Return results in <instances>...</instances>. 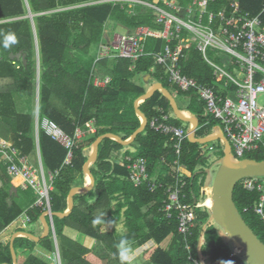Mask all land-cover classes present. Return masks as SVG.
Returning <instances> with one entry per match:
<instances>
[{"label": "trees", "instance_id": "16d2710c", "mask_svg": "<svg viewBox=\"0 0 264 264\" xmlns=\"http://www.w3.org/2000/svg\"><path fill=\"white\" fill-rule=\"evenodd\" d=\"M95 1L0 0V138L11 142L20 155L32 156L36 161L39 155L43 169L53 176L49 191L52 212L66 211L70 189L84 185L83 165L97 137L112 133L126 140L139 127L140 119L133 103L146 92V84L159 81L173 95L182 97L185 105L179 108L198 118L196 137L212 133L219 125L205 114L204 103L195 90L180 91L168 82L164 68L154 63L152 54L162 51L164 39L147 36L143 41L144 54L135 61L112 54L98 56L105 43L108 22L118 23L127 30L147 26L156 31L162 29V24L155 21L147 7ZM176 1L184 8L192 0ZM230 1H211L207 9L217 11L223 6L227 9ZM236 1L241 12L259 14L264 27V0ZM203 20L206 22V18ZM8 34L15 36L16 43L5 48L3 41ZM187 34L183 28L181 39L173 40L171 46ZM195 45L190 42L182 51L179 59L182 72L200 84L214 86L217 94L224 95L226 90L232 93L234 87L226 79L216 81L211 66ZM146 74L150 75L147 83L143 81ZM106 77L109 81L105 85L94 84L95 78ZM19 101L23 108L30 107L29 112L18 110ZM159 107L166 114L172 112L169 101L158 90L139 104L147 124L129 144L135 150H126L124 155L145 158L149 177L161 185L154 191H150L146 183L134 186L128 179L126 162L116 157L124 145L104 138L98 144L97 159L90 167L94 187L73 196L74 205L67 216L52 217L55 239L51 231L38 242L24 236L14 238L15 253L20 251L26 255L18 264H55L33 253L37 245L51 255L55 253L58 264H121L115 245L122 238H126L133 249L142 248L141 263L144 264H247L243 255L233 253L215 223L207 221L209 209L196 206L200 197L205 198L206 169L210 168L208 154L223 150L220 141L216 148L210 144L203 149L186 138L181 147L179 165L190 172V176L181 174L185 181L181 203L189 205L196 214L190 234L178 231L175 211H171L169 218L162 212L165 190L174 182L171 166L177 156L174 138L149 127L150 120L161 116ZM36 116L39 123L43 118L55 122L70 137H74L76 129L82 131L81 137L74 138L70 159H67L68 150L60 142L40 125L36 130ZM179 121L169 118L175 126H180ZM88 123L94 126L93 132ZM220 152L222 157L223 151ZM243 158L264 160V148L260 146ZM262 180L260 177L259 181ZM18 181L7 173L5 163L0 161V264H12L9 244L14 232H29L35 236L42 232L39 219L44 207L35 205L37 195L31 188L22 189ZM261 195L256 188H243L241 181L233 191L235 205L243 219L264 243V220L255 212ZM24 213L28 217L26 223L20 220ZM96 219L102 222L93 223ZM108 220L113 223L104 222ZM118 224L123 231L118 229ZM66 226L93 239L94 246L88 247L65 235ZM67 231L74 236V231ZM166 241L168 244L163 245ZM127 264L137 262L130 260Z\"/></svg>", "mask_w": 264, "mask_h": 264}, {"label": "built area", "instance_id": "2783aa9c", "mask_svg": "<svg viewBox=\"0 0 264 264\" xmlns=\"http://www.w3.org/2000/svg\"><path fill=\"white\" fill-rule=\"evenodd\" d=\"M109 1L128 4L130 7L139 5L149 8L155 21L162 24V29L154 31L147 26H137L123 34L116 36L114 34L109 46L101 45V50L103 48L101 57L112 54L135 61L144 54L143 41L147 36L164 39L165 45L162 51L152 54L154 63L164 68L168 82L180 91L195 90L204 103L205 114L219 122L218 126L228 139L235 160L242 159L246 153L256 151L260 146L264 148V105H259L257 101L258 94L264 93V66L260 64L264 63V27L259 14L241 12L236 0L230 1L227 9L223 6L217 11L207 9L208 4L214 0H192L184 8L176 0H96L95 2ZM182 10L189 16L187 21L178 15ZM183 28L188 31L186 38L171 46L173 40L181 39ZM190 42L196 44V49L211 66L216 81L226 79L228 84L234 87L232 93L226 90L224 95L217 94L214 86L200 84L194 77L182 72L179 59L183 49L187 48ZM207 47L228 53L232 58V68L237 74L234 76L209 59L206 56ZM108 81V77L103 80L96 79L95 85H105ZM157 110L161 116L150 120L149 127L155 132L171 135L174 138L173 148L177 156L171 166L174 182L165 190L166 200L162 212L169 218L171 211H175L178 231L188 235L194 227L196 214L189 205L181 203V198L184 197L182 188L185 184L181 174L186 176L190 174L179 165V155L182 144L187 138V130L171 124L170 113H164L161 107ZM39 125L68 150L67 159H70L74 138L81 137L82 131L76 129L74 137H70L55 122L43 118L39 123L36 117V129ZM88 127L91 132L95 130L92 124ZM218 141L223 147V141ZM0 161L5 163L6 171L13 179H21L19 186L22 189L31 188L34 191L37 195L35 205L44 207L45 211H51L49 191L52 189L53 176L50 173L47 180L40 157L38 166H35L27 156L20 155L11 142L0 138ZM122 161L126 162L129 169L128 179L134 186L146 183L148 189L154 191L161 185L149 177L145 158L123 155ZM259 178L251 176L240 181L243 188L247 190L256 188L262 192L255 206V212L264 220V177L262 181H259ZM196 206L203 205L198 202ZM46 217L55 239L53 216L49 214ZM22 220L28 221L25 213Z\"/></svg>", "mask_w": 264, "mask_h": 264}, {"label": "water", "instance_id": "95a60500", "mask_svg": "<svg viewBox=\"0 0 264 264\" xmlns=\"http://www.w3.org/2000/svg\"><path fill=\"white\" fill-rule=\"evenodd\" d=\"M150 75L146 74L143 81L147 83ZM156 90L160 91L164 97L169 101L172 112L180 121L188 123L187 139L191 143L205 144L216 140L223 141V156L219 157L217 162V169L212 178L211 188V206L209 209V217L207 221H213L223 233L230 239L235 249L242 252L243 258L247 264H264V243L258 238L252 228L245 222L241 213L235 205L233 199V191L235 185L245 177H264V160L257 161L251 158H242L235 160L232 149L228 139L225 137L222 129L215 126V132H212L203 137H196L195 132L199 126L198 118L195 114L189 112V116L182 113L174 95L165 88L161 82L154 81L151 87L146 92L135 99L133 105L136 114L141 118L139 127L126 139H121L118 135L112 133H105L97 137L92 144V151L89 153L86 162L83 165L84 175L88 173L91 177V182L88 185L73 186L70 189L67 198V210L64 212L44 211L41 215L44 232L40 236H35L29 232H17L30 240L38 242L46 237L51 231V226L46 219V216L65 217L72 210L74 201L73 196L76 193L90 191L94 187V177L90 172V167L97 159L98 144L104 138H112L124 146L129 145L135 136L142 132L147 124V118L140 111L139 104L149 98ZM210 169H206V180L209 179ZM10 252L12 257V264H17L16 253L13 247V237L10 241ZM8 264V263H1Z\"/></svg>", "mask_w": 264, "mask_h": 264}, {"label": "rangeland", "instance_id": "374dc122", "mask_svg": "<svg viewBox=\"0 0 264 264\" xmlns=\"http://www.w3.org/2000/svg\"><path fill=\"white\" fill-rule=\"evenodd\" d=\"M119 1H123V0H119ZM130 10V9H129ZM179 16L181 17V19H183V20H188L189 19V16H188V14L186 13V12H181L180 14H179ZM30 17H31V15H30ZM125 31H128L126 28H124V27H122L120 24H118V23H115V22H113V21H110V22H108L107 23V25H106V28H105V35H104V45H110L109 43H111V41H112V36L115 34V36H116V34L118 35V34H123ZM113 39H114V36H113ZM103 51V48H102V50L98 53V56H99V54L101 53ZM96 52V51H95ZM206 55H207V57H209L211 60H213L214 62H216L218 65H220L224 70H226V71H228V72H230V73H232L234 76L237 74L236 72H235V70H233V68H232V65H231V63H232V58H231V56L228 54V53H226V52H224V51H222V50H220V49H216V48H213V47H207V49H206ZM111 56V55H110ZM261 65H263L264 66V63H260ZM151 84V83H150ZM147 86H149L148 84H146ZM151 86V85H150ZM175 95V99H176V101H177V103H178V106L179 107H183L184 108V105H185V103L183 102V99H182V97L180 96V95H178V94H174ZM37 98V97H36ZM37 100H38V98H37ZM257 101H258V103H259V105H264V93H260V94H258V98H257ZM19 103V105H17V108H18V110L21 112V111H23V112H29V110H30V107H28L27 106V108H23V104L19 101L18 102ZM21 105V106H20ZM23 108V109H22ZM37 105H36V111H37ZM170 114H171V117H175L174 116V114H173V112H171L170 111ZM186 115H188V114H186ZM37 117V116H36ZM179 125L181 126V127H183V128H185L186 130L188 129V123H185V122H183V121H179ZM213 132H215V129H214V131ZM210 144H212L215 148L216 147H218V140H216V141H212V142H209V143H205V144H200V146H202V148L204 149V148H208V146L210 145ZM124 147H126V146H124ZM129 147H131V146H129ZM132 148V147H131ZM90 153H91V151H92V147L90 148ZM220 151H222V149L220 148L219 150L217 149V150H215V151H211L208 155V157H209V159H208V164L210 165V169H211V181H209V184H207L208 186H211V184H212V178L214 177V175H215V172H216V169H217V160L219 159V157H220V154H221V152ZM34 162L32 161V164H33ZM89 177V176H88ZM84 179H83V184H84ZM12 191H15V189L13 188L12 189ZM205 193H206V195H205V198L203 199V197H200V202L202 203V207H207L206 205H204V201H205V199L206 198H209L210 197V191H208L207 190V187L205 188ZM16 192V191H15ZM208 208V207H207ZM215 226H216V228H217V231H218V233L223 237V239L233 248V253L234 254H237V255H242V252H240L239 250H236L235 248H234V246H233V244H232V242L230 241V239L223 233V230L221 229V228H219L216 224H215ZM118 229L120 230V231H123V228H122V226L120 225V224H118ZM165 244H168V241H166V242H164V244L163 245H165ZM142 250V248H138V249H135L134 250V255L131 257V259L130 260H133L134 262H137V264H144V263H141L142 261H143V258H142V255L140 254V251ZM50 256H48L47 257V260H49V259H51L52 261H51V263H55V264H58V259H57V256H56V254L55 253H53L52 255L51 254H49ZM42 258V257H41ZM17 261L19 262V263H21V261H22V259H21V257H20V251L18 252V256H17ZM150 264V263H149Z\"/></svg>", "mask_w": 264, "mask_h": 264}, {"label": "crops", "instance_id": "0c3cea01", "mask_svg": "<svg viewBox=\"0 0 264 264\" xmlns=\"http://www.w3.org/2000/svg\"><path fill=\"white\" fill-rule=\"evenodd\" d=\"M100 55V54H99ZM109 78V77H108ZM96 79H98V80H103V79H99V78H95V80ZM95 80H94V84H95ZM154 81H152V83H153ZM152 83L150 84V85H152ZM147 86V85H145V87H146V89L148 90L151 86ZM101 86H103V85H101ZM175 94V93H174ZM182 111H185V110H182ZM188 112V111H187ZM139 119H140V122H141V118L139 117ZM88 125H90V123H88ZM87 125V126H88ZM93 126V125H92ZM94 127V126H93ZM37 130V129H36ZM129 151V152H133L135 149L132 147H129V145H127L119 154H118V156H116L117 157V159L118 160H120V159H122V157H123V155H124V153H125V151ZM89 153H90V151H88L87 152V154L89 155ZM114 155H117V154H114ZM28 159H29V161L32 163V161L34 162L33 163V165H35V166H38V162H39V157L37 158V161H36V159L34 158V157H32V156H30V157H28ZM210 169V168H209ZM185 170V169H184ZM188 174H190V172H188L187 170H185ZM44 172H45V174H46V177H47V180L49 179L48 177V175L50 174V172H48V171H46V170H44ZM210 173H211V169H210V171H209ZM87 174H85L84 175V184L85 185H88V184H90V182H91V179L90 180H88L87 179ZM91 178V177H90ZM18 179L19 178H17V179H14L15 181L17 180L18 181ZM209 181H211V174H209V179H207L206 180V183H205V188L207 187V190L209 191V189H210V186H208L207 184H209ZM18 183L20 184L21 183V179H19V181H18ZM206 192V191H205ZM205 195H206V193H205ZM67 210V209H66ZM42 215V214H41ZM24 218V214H22L21 216H20V220H21V222L22 223H26V222H23V219ZM46 219H47V217H46ZM40 223H41V225H42V232H41V234L44 232V228H43V223H42V220H41V216H40ZM47 221H48V219H47ZM121 225V224H120ZM67 230H72V231H74L75 233H74V236H72V235H70L69 233H67L68 231ZM19 232V231H18ZM63 232H64V234L65 235H67L68 237H70V238H72V239H75V240H78V241H80L81 243H83L84 245H86V246H88V247H93L94 246V244H95V242L93 241V239H91V238H89V237H87V236H85V235H82L81 233H79L78 231H76V230H74L73 228H70V227H64V229H63ZM17 232H14L12 235H11V237H10V241H11V238L13 237V241H14V238L15 237H17V236H22V234H16ZM10 245V244H9ZM138 248H141V247H138ZM138 248H134L133 250H135V249H138ZM142 251V250H141ZM141 251H140V254L142 255V253H141ZM33 253L35 254V255H37V256H39V257H43V258H46V257H48V256H50L49 255V253L48 252H46L41 246H39V245H37L35 248H34V251H33ZM17 256H18V253H16V259H17ZM25 254H20V257H21V259L22 260H24V258H25ZM17 264H18V261H17Z\"/></svg>", "mask_w": 264, "mask_h": 264}, {"label": "clouds", "instance_id": "9594fccd", "mask_svg": "<svg viewBox=\"0 0 264 264\" xmlns=\"http://www.w3.org/2000/svg\"><path fill=\"white\" fill-rule=\"evenodd\" d=\"M16 43V38L13 34H8L4 37L3 45L5 48H8L11 44ZM102 222L101 219H96L93 221L95 224H100ZM105 223L111 224L113 223L111 220L104 221ZM117 248V254L121 261V264H127L130 261L131 257L134 255V250L131 247L129 241L126 238L120 239L118 244L115 245Z\"/></svg>", "mask_w": 264, "mask_h": 264}, {"label": "bare ground", "instance_id": "6f19581e", "mask_svg": "<svg viewBox=\"0 0 264 264\" xmlns=\"http://www.w3.org/2000/svg\"><path fill=\"white\" fill-rule=\"evenodd\" d=\"M182 113L184 115L188 114L186 116H189V112H187V111H182ZM86 174L89 176V177L87 176V179L90 180L91 179L90 175L88 173H86ZM209 191H210V197L206 198L205 201H204V205H206L208 208L211 206V188L209 189Z\"/></svg>", "mask_w": 264, "mask_h": 264}]
</instances>
